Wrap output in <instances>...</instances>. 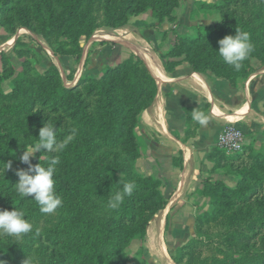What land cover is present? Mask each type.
Listing matches in <instances>:
<instances>
[{
    "label": "trees",
    "instance_id": "1",
    "mask_svg": "<svg viewBox=\"0 0 264 264\" xmlns=\"http://www.w3.org/2000/svg\"><path fill=\"white\" fill-rule=\"evenodd\" d=\"M16 1L0 0V15L7 17V25L16 20L18 25L43 37L53 55H73L78 59L82 49L76 38L80 34L90 35L101 23L116 27L131 14L142 12H149L160 26L174 20L172 7L182 0H43L13 18L5 13ZM214 5L220 13L219 20L198 24V36L192 40L177 34L172 48L162 55L163 67L169 72L186 62L193 71L209 72L238 88V80L245 79L251 70L246 60L239 70L227 65L218 53V42L226 35H235L237 29L246 31L250 41L258 42V46L252 43L251 55L264 65V18L258 16L264 12V0H217ZM12 53L21 60L18 68L5 52H0V210H23L28 221L44 218L52 226L44 227L38 235L32 230L19 242L14 237H0V260L14 264L18 256H30L31 243L37 242L32 264H148L142 255V241L148 222L165 208L166 200L158 178L133 175V164H129L140 157L133 130L142 127L140 114L157 93L155 79L142 59L131 53L116 65L104 67L100 76H82L73 86L65 87L55 64L37 71L39 56L27 43L15 41ZM5 81L10 84L8 91L2 87ZM207 107L196 111L206 113ZM28 110L34 113L39 130L44 124L55 126L58 140L75 129L74 139L62 152L42 151L30 157L32 165L40 163L45 167L50 157L59 158L54 179L63 204L50 215L42 213L31 196L20 197L15 188L18 167L23 163L20 156L27 145L37 142L39 134L25 135L29 124L18 117ZM192 114L185 110L184 132L191 137L198 126ZM80 125L101 131L105 138H120L122 143L104 144L112 148L120 145L126 165L99 159L85 166L93 149L79 136ZM207 156L213 169L234 176L235 184L231 187L221 179L202 180L196 194L209 199V208L195 215L194 235L174 250L172 262L264 264V135L257 149L244 145L235 156H227L213 146ZM7 162L11 167L4 171ZM28 167L23 163L24 170ZM129 182L136 185L133 194L125 196L117 210L110 209L114 216L111 220L89 216L87 200L95 198L108 206L112 195ZM167 218L166 215L165 229ZM131 239L140 242L132 256L125 251Z\"/></svg>",
    "mask_w": 264,
    "mask_h": 264
},
{
    "label": "rangeland",
    "instance_id": "2",
    "mask_svg": "<svg viewBox=\"0 0 264 264\" xmlns=\"http://www.w3.org/2000/svg\"><path fill=\"white\" fill-rule=\"evenodd\" d=\"M42 1L43 0H18L11 5L10 11L5 14H9L14 18V16H18L19 11L24 8H31L38 3L41 4ZM216 1L217 0H182L179 4L173 5L172 7L171 11L174 20L172 22H165L160 26L157 24L156 19L149 14V12L131 14L125 23L119 24L116 27L104 26L103 23H101V25L93 28L90 35L86 36L80 34L77 36L76 44L82 49L78 59H76L73 55H53L43 37L25 27L18 25L16 20L11 21V24L8 23L7 25V17L4 18L5 16L0 15V52H5L9 56L13 65L18 68L21 60L12 53V48L17 40L27 43L37 52L39 56V60L35 65L37 71L43 72L50 64H55L59 69V79L65 87L73 86L82 76H100L102 70L99 69L103 66V64H105L104 67L116 65L117 63L127 59L131 53L138 55L142 59L143 63L149 70V73L153 76L154 68L151 65L150 54L156 55L161 61L163 67V61L165 58H163L162 55L172 48L177 34L185 37L186 40H192L198 36V24L208 25L219 20L220 13L214 5ZM258 16L260 19H263L264 12H259ZM9 25L12 26V30L9 29ZM142 31L147 32L145 39L141 41V44L143 45H141L140 41L137 40L139 32L141 33ZM130 33H133L135 38L131 36L127 37ZM251 43H256L258 46L257 41H251ZM130 46L133 47V50L128 49ZM117 48L120 50V53L118 54L120 56L113 61L110 58L112 56L110 54L111 52H114V50H117ZM103 54H107V56L103 57ZM143 54H148L147 56H149V59L145 58ZM181 57H183V55ZM105 61L108 63L106 64ZM246 63L248 65L247 69L251 70V73L245 79L243 78L238 80V87L257 70H262L264 68V65H261L257 57L251 55V53L247 57ZM179 65L188 66L186 62ZM163 70L165 71L164 67ZM9 86V81L2 83L4 91H8ZM263 103L264 99L261 101L260 106V114L264 119V115L262 113ZM18 118L23 119L29 124V129L25 134L27 137L33 136L39 131L37 120L32 111L28 110L27 112L21 114ZM259 124L260 126L258 131H251L246 135L244 134L245 138L248 137V140L246 139L245 141L246 146L252 145L257 149L262 143L264 135V121H260ZM79 131V136L88 141L93 149L90 160L85 166L91 164L90 162L93 163L99 159L105 162H117L123 166L126 165V163H124L126 161V155L123 153L120 145L112 148L109 144H104L105 142L122 143L120 138H116L115 135H111L110 138H105L101 131L87 129V126L85 125H80ZM133 131L135 132V136L138 140L140 151V157L134 160L133 163L129 164L130 166L133 164V167L131 166L133 169V175H152L147 174L142 170V166H144L142 162L145 160L148 153L147 147L143 143L141 135H139V132L143 131V127L140 129L135 127ZM143 132L146 133V131ZM215 147L219 149L217 145ZM123 158H125V161H122ZM21 169L24 170L23 163H20L18 167V170ZM205 178L224 180L231 187L235 184L234 176L223 175L220 169H213V162L209 175ZM160 191L162 197L167 203L168 193L165 191L163 184L160 187ZM194 195L197 198H203V202L198 201L194 204V208L159 210L148 222L146 227V236L142 241V255L148 264H174L171 260V255L174 253V250L194 235L193 227L195 215L209 208V199L207 197L198 195L196 192H194ZM85 206L89 216L94 219L109 221L114 217L111 214L110 208L105 203L95 198L87 200ZM164 212H168V226L166 229V219L163 217ZM189 212L193 215L192 223L176 224L173 222L175 220V214L178 213L180 216L185 218ZM29 222L32 223L33 232L37 235L43 231L44 227L52 226V223L44 218L38 222ZM36 244L37 242L31 243L33 251L30 256L25 258L18 256L15 259L14 264H24V261L27 258L28 259L25 264H32V258L36 254ZM139 246L140 242L137 239H131L125 247V251L128 255L132 256L137 251Z\"/></svg>",
    "mask_w": 264,
    "mask_h": 264
},
{
    "label": "crops",
    "instance_id": "3",
    "mask_svg": "<svg viewBox=\"0 0 264 264\" xmlns=\"http://www.w3.org/2000/svg\"><path fill=\"white\" fill-rule=\"evenodd\" d=\"M146 33L139 32L137 40L140 44ZM133 35L130 33L127 37L135 38ZM128 49L133 50V47ZM119 53L118 48L111 52V60L115 61ZM150 55L157 93L150 106L140 114L146 133L142 131L139 135L148 151L142 170L161 180L168 193L164 210L194 208L198 201L203 202V198L195 197L194 192L209 175L212 162L207 154L216 146L222 128L231 123L246 135L258 131L260 121H264L260 114L264 99V68L234 88L226 80L210 76L209 72L195 73L184 65L166 72L159 58ZM206 105L208 124L202 126L198 123L194 136L185 135V110L193 112ZM167 213H163L164 219ZM174 219L176 224L192 223L193 215L189 212L183 218L177 213Z\"/></svg>",
    "mask_w": 264,
    "mask_h": 264
},
{
    "label": "clouds",
    "instance_id": "4",
    "mask_svg": "<svg viewBox=\"0 0 264 264\" xmlns=\"http://www.w3.org/2000/svg\"><path fill=\"white\" fill-rule=\"evenodd\" d=\"M218 53L223 61L233 66L236 70L241 68L242 62L247 59L253 51L250 41V34L246 31L236 30L235 35H226L219 40ZM192 119L200 125L205 126L209 122V116L203 112L193 111ZM75 137V129L63 140H58L56 127L48 124L40 128L37 142L27 145L24 148L20 160L28 164L27 170H18V183L15 184L16 192L20 197H29L39 205L42 213L52 214L63 204L61 196L55 187V171L59 158L52 156L48 166H41L40 163L32 165L30 157L37 152L48 153L62 152ZM6 169L11 167V162L5 163ZM136 185L133 182L125 183L122 191L115 192L108 201V207L117 210L124 201L125 196H131ZM33 230V225L25 218L23 210L13 209L0 210V237H14L17 242ZM28 259V258H27ZM26 259V260H27ZM24 261V264L26 262ZM5 264L3 260H0Z\"/></svg>",
    "mask_w": 264,
    "mask_h": 264
},
{
    "label": "built area",
    "instance_id": "5",
    "mask_svg": "<svg viewBox=\"0 0 264 264\" xmlns=\"http://www.w3.org/2000/svg\"><path fill=\"white\" fill-rule=\"evenodd\" d=\"M217 147L228 156H235L245 145L244 133L234 124H226L218 135Z\"/></svg>",
    "mask_w": 264,
    "mask_h": 264
},
{
    "label": "bare ground",
    "instance_id": "6",
    "mask_svg": "<svg viewBox=\"0 0 264 264\" xmlns=\"http://www.w3.org/2000/svg\"><path fill=\"white\" fill-rule=\"evenodd\" d=\"M96 36V35H95ZM145 56V58L149 59V56H147L146 54H143ZM155 60V59H154ZM159 78V77H158Z\"/></svg>",
    "mask_w": 264,
    "mask_h": 264
}]
</instances>
